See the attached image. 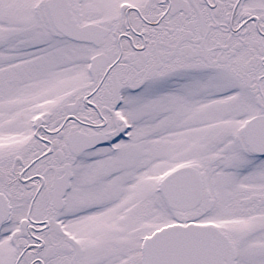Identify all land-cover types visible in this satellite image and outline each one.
Here are the masks:
<instances>
[{"label": "snow or ice", "instance_id": "snow-or-ice-1", "mask_svg": "<svg viewBox=\"0 0 264 264\" xmlns=\"http://www.w3.org/2000/svg\"><path fill=\"white\" fill-rule=\"evenodd\" d=\"M0 264H264V0H0Z\"/></svg>", "mask_w": 264, "mask_h": 264}]
</instances>
